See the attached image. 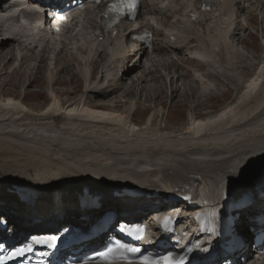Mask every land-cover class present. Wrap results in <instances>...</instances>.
<instances>
[{
    "label": "bare ground",
    "instance_id": "6f19581e",
    "mask_svg": "<svg viewBox=\"0 0 264 264\" xmlns=\"http://www.w3.org/2000/svg\"><path fill=\"white\" fill-rule=\"evenodd\" d=\"M25 1L0 0V76L3 70L8 67L6 62L8 56L9 60L14 59L13 44L21 40L20 46L26 53L21 52L19 57L15 56L16 59L19 58L21 66H24V62L31 58L37 61L38 69L41 67L45 69L53 63L56 65L55 68L58 67V74H67L74 69V66L81 67L82 63L87 66L91 61L92 71L86 79L85 91L90 92L91 94L87 93L88 96L93 100L97 99V102L90 101L89 97L78 104L67 102L68 106L65 110L68 111V114L66 115L62 111L63 104L58 101L59 95L55 93L51 104L42 113H36L32 108L24 109L22 107L24 99L22 101L16 100V98L0 101V185L2 186L0 189V214L3 213L4 217H7L15 226V229L32 233V231L39 232L45 228L55 230L68 224H76L78 227L86 229L95 223L99 218L97 217L99 211L103 208H106L104 212L114 210L118 212V217L125 215L127 220L134 221L127 222L128 224H137L140 223L138 218L148 212L150 213L144 220L164 211L167 207L162 205L160 208L156 202L167 196L174 187L194 185L197 176L212 179L217 185L223 181H230L232 188L239 191L242 187L249 185L255 176L264 173V90L262 92L258 90L252 96V92L255 91L256 85L264 75L263 63L255 70L251 80L246 81L242 87H238L236 79L226 73L218 72L219 66L209 58L207 67L210 71L206 76L218 82L223 78L227 83L234 84L239 92L238 102H235L234 106L228 105L219 115L211 116L212 113H210L209 116L203 118L204 120H201L200 116L197 118L198 116L194 114L187 127L173 133L174 135L165 133L166 126H161L158 123L160 118H154L149 122V125L139 128L135 125L136 123L133 124L134 111L124 112L121 115L116 114L113 111L114 109L118 111V109L110 108L107 103L112 100H129L135 95L136 89H139V101L142 100L141 94L145 89L146 81L136 80L134 84H131L129 90L124 82L130 79L129 74L134 68H138L139 62L144 55L149 53V49L144 45L137 44L135 50L126 52L124 49V51L118 52V50L112 51L111 47L113 44L118 47L120 43H131V38L136 34V30L146 28L155 31L153 53H180L183 45L191 44L186 43V37L183 38L188 32L187 26L191 22L174 9L178 3L171 4L164 10L155 7V5H146L145 7V14L148 16L163 14L161 23L164 25L168 20L167 32L155 30L153 25L148 22L138 23L137 21L135 24L129 25L134 29L130 30L127 35L124 33L121 36L122 29H118V37L115 40L104 39L101 42L100 38L94 34L97 47L93 48L89 45L93 48L91 52H89V46L85 48L78 45L72 52L70 44L55 48L44 45L46 36L38 28L42 19L30 7L34 2L40 0ZM241 1L225 0L220 4L219 11L212 16L209 15L205 24L199 23L204 15H201L195 22L203 28L214 20L213 25L216 26L217 31L226 35L230 26L226 25V19H223L219 13L222 11L226 15L236 14L231 7H237L238 13L242 12L244 8L240 7ZM3 3H8V6L4 7ZM24 5L29 6L27 9L33 22L30 28L21 26L15 17L16 11H12ZM170 9L174 10L172 14ZM98 15V7L87 12L83 19L82 29L95 31ZM48 23L49 20H46V24ZM177 24L178 26H176ZM181 25L183 28H180ZM232 34L234 35V32ZM104 37L102 35V38ZM173 37L175 42L172 41ZM157 38H161V40H157ZM193 39L201 44L198 45V48L205 47V44L214 55V49L218 46L217 41L220 40V37L217 41L208 40V38L205 40L199 36ZM10 43L11 45H9ZM53 45L56 46L55 44L51 46ZM32 48H40L41 55L32 57ZM229 50L233 54V48ZM30 52L31 55H28ZM109 52L113 53L109 56ZM104 53L108 57L102 59ZM83 55L88 58L85 59L87 61L78 59V56ZM91 57L92 59L89 60ZM193 57L204 63L207 61L206 54L203 52L193 55ZM100 58L102 60L98 61ZM134 59H137V62L131 67V62ZM193 61L180 60L178 63H173V66H177L180 70L179 66H185ZM102 62L105 74L109 78L103 82L102 80L96 82L95 78L93 81L92 77L93 75L95 77ZM22 70L17 71V75H23ZM149 74H153V72L149 71ZM54 82L58 81H53V84H56ZM18 84L23 85L24 82ZM200 86L203 87V84ZM164 87L161 85L159 93L150 95L153 98L157 96L151 101L157 102L156 104L160 108L164 105L162 98L164 91H161V89L164 90ZM170 89L172 100L179 101L181 96L178 89L173 86H170ZM191 92V94L186 93L185 98L189 97L191 101L193 99L197 102L194 108H199L203 97L195 95L194 89H191ZM206 98H212V95ZM98 100L101 102L99 103ZM238 103L239 105L236 106ZM5 105L9 108L3 109ZM235 106L240 109L235 110ZM17 109H21L24 113L17 112ZM223 118L226 120L224 121ZM26 120H30V123L25 122ZM195 120H200V122ZM82 126L85 127L81 128ZM143 128H146L147 131ZM133 137L135 138L132 139ZM24 143L40 146L41 150L29 148ZM86 168H97V172L87 173ZM88 184L89 186L93 185V188L98 185L99 188L96 190L98 192H94V194L99 193V198L86 201L82 206L80 203L77 206L78 188L83 189ZM26 187L35 188L37 191ZM134 187H140L144 195L118 194V197H112L117 193L124 192L125 188L133 189ZM7 193H11L15 197H11ZM5 196L7 198H4ZM14 202H17L16 208L11 212L9 208H13L12 203ZM179 207L168 209H178ZM151 208H157V211L151 212ZM188 211L198 212L192 209ZM15 214H18V217H14ZM233 216L237 219V232L246 240L248 228L264 229V198H254L252 206L235 211ZM120 222L126 221L121 220ZM93 244L94 242H91L88 246ZM242 252L244 253L242 257L248 258L245 264H256L259 260L254 263L249 261L254 250L251 252L243 249Z\"/></svg>",
    "mask_w": 264,
    "mask_h": 264
},
{
    "label": "rangeland",
    "instance_id": "374dc122",
    "mask_svg": "<svg viewBox=\"0 0 264 264\" xmlns=\"http://www.w3.org/2000/svg\"><path fill=\"white\" fill-rule=\"evenodd\" d=\"M183 2L188 3L189 0H183ZM240 7L244 8L242 12L238 13L237 7H231L232 9H234V12H236V14L226 15L225 17L222 16L223 19H226L227 25L230 26V29L227 30L228 34H220L217 31L216 27L213 26V24H207V26L205 25L203 28L196 24H190L187 26L188 32L187 34H185V36L187 38V43L191 44L185 46L180 53L158 54L151 52L147 55H144L139 62L138 68H134L129 74L130 79L124 82L126 88L129 90L131 84H134L136 80H145V89L141 94L142 100L139 101V89H136L134 93L135 95L133 97H130L129 100L109 101L107 104L110 106V108L118 109V112H116L115 109L113 112L121 115L124 112L128 113L134 111L135 116L133 124L136 123L135 125L139 126V128L143 125H149V122L154 118H160L158 120V123L161 124V126H166L165 133L172 135L173 133L182 131L184 128H186L189 120L192 116H194V114L198 116L197 118H199L200 116L201 120H204L203 118L209 116L210 113H212L210 114L211 116H216L219 115L223 110H225L224 108H226L228 105L234 106V103L238 102L237 98L239 97V92L236 89L235 85L227 83V81H225L223 78H221L220 82L216 81L215 79L208 78L206 74H208L210 69L204 62H201L197 58H194L193 55H196L198 53L201 54L202 52L206 54L207 60H209V58L213 59L216 62L217 66L221 68V72L226 73V75L236 79V84L238 87H242L246 81L252 79V75H254V73L256 72L255 70L259 68L258 66H261L262 63L264 65V0H242L240 3ZM143 16L144 17L140 21L150 23V25H153L155 30L164 31V27H167V25H169L168 20H166V23L164 25L163 23H161V18L163 15ZM121 31L122 36L124 34V29H122ZM231 32H234V35ZM94 34H96L95 31L87 30H82L78 33V35L67 34L66 38L62 39L63 42L61 43V45L57 46H65L67 44H70L69 47L73 48L74 50L76 49L77 45L80 47L84 46L85 48L89 45L93 46L92 44H94V42L92 41L95 40ZM196 36H199V38L201 37L205 40H207L208 38V40L213 39L216 41L220 37V40L217 41L218 52L212 55L213 53H210V50H208V47H206L205 44V47L198 48V45L200 43L193 39ZM157 40H161V38H157ZM21 42L22 41L19 40L13 44L12 53L14 54V59L9 60L8 58L10 57L8 56L6 60V62L8 63V67L3 70V73L0 76V101L3 102L7 99L14 100L15 98L16 100L22 101V99H24V103L22 105L24 109L32 108V110H34L36 113H42L51 104V99L53 98V96L55 94H58V101H61V104H63L64 106V109L62 111L67 115L68 111L65 110L68 106L67 102H74L78 104L81 101H84L86 97H89L88 99L90 101L93 100L90 96H88V94L91 93L85 91L86 79L88 78V76H90V71H92L91 61L88 63V67L84 65V63H82L83 65L81 67L74 66V69L72 68L73 70H71V72L67 74H58V67L55 68L56 65H54L53 63L49 64L45 69H42V67L38 69L36 66L37 61L31 58L24 62V66H21L19 58L16 59L15 57H19V54L21 52L26 53V51L22 50L23 47L20 46ZM9 45H11V43ZM53 47L54 45L49 46V48ZM9 48H11V46H9ZM134 48H136V46L124 45L123 43L118 47L117 45L115 47L114 44L111 47L112 51L118 50V52L124 51V49L126 52H128L129 50H132ZM230 48H233V54L230 53ZM91 51L92 50H89V52ZM112 53L113 52H111V54ZM28 55H31V52ZM32 55V57L41 55V51L38 48H32ZM108 55L110 56V53ZM105 57H108L106 53L102 55V59ZM78 59L87 61L85 59L88 58H85V56L83 55L78 56ZM91 59L92 57L89 60ZM102 59L100 58L98 61H101ZM180 60H194L196 62L193 61L192 63L186 64L185 66H179V70L177 66H173V63H178ZM136 62L137 59L132 60L131 67L133 66V64H136ZM19 64L21 68H19L20 66L18 67ZM20 70H22L23 75H17V71ZM149 71L153 72V74H149ZM155 71L157 72L154 73ZM82 75L86 77L83 78ZM94 78L96 79V82L101 80L102 82L107 81L106 79L109 78L108 75L105 74L103 62L101 63V67L98 72L95 73V77L93 75V81ZM54 80L58 82H54L56 84H53ZM21 82H24V84H18ZM200 84H203V87H201ZM161 85L165 86L164 90L161 89V91H164L162 97L164 105L162 106V108H160V106H157V102L151 101V99H155L157 96L155 98L150 96L159 93ZM170 86L178 89L179 95L181 96L179 101L175 102L172 100L170 94ZM262 88H264V75L263 77H261L260 82H258V84L256 85L255 90L256 92H258V90L262 92L264 90ZM191 89L195 90V95H197L198 97H203L201 98L202 103H199V108H194L197 102H195L193 99L191 101L189 97L185 98L186 93H192ZM210 95H212V98H206ZM177 97L179 98V96ZM93 101L97 102V99ZM98 102L100 103L101 101L98 100ZM237 105H239V103L236 104V106ZM236 106L234 107L235 110H239L240 108H237ZM3 107V109L9 108V106L6 105ZM20 111L22 110L20 109ZM109 112H112V110H109ZM195 121L200 122V120ZM25 122L30 123V120H26ZM83 127L85 126H82L81 128ZM143 129L147 131L146 128ZM138 131L140 130L138 129ZM134 138L135 137H133L132 139ZM24 144L29 148H33L37 151L41 150V147L37 145L35 146V144ZM33 146H35L36 148ZM86 169L87 173L97 172V168ZM92 186L93 185L89 187L84 186L83 189L79 187V199L84 194H89L88 196L99 195V193L94 194V192H98L96 191L99 188L98 185L95 188H93ZM7 194L11 197H15L14 195H11V193ZM4 198L7 197L5 196ZM16 203L17 202L12 203L13 208H9L11 212H13L12 210H15ZM78 204L79 202L77 203V206ZM0 215L1 217L4 216L3 213ZM255 259L256 256H252V258H250V262H253ZM259 259L262 260V257H259Z\"/></svg>",
    "mask_w": 264,
    "mask_h": 264
},
{
    "label": "snow or ice",
    "instance_id": "6c2138e0",
    "mask_svg": "<svg viewBox=\"0 0 264 264\" xmlns=\"http://www.w3.org/2000/svg\"><path fill=\"white\" fill-rule=\"evenodd\" d=\"M99 2V0H97ZM137 7V0H122L120 4H114L109 9L110 11L118 12L120 15L124 14V10H128L129 12H134ZM121 231H125V229H121ZM130 233H139L141 236L143 235V228H133L128 230ZM55 238H51L50 241H42V240H36L34 242L36 243H48L49 247L54 246ZM0 247H3V245H0ZM25 251H31L30 246L21 247L18 248L12 252H10L8 255L0 257V262H6L9 260H12L16 257H21L24 255ZM127 252H138L139 249L137 248H131V249H125L122 244L117 243L115 246L107 247L103 251H99L95 253V256L93 258H99L102 261V264H119L120 261H125L126 264H132V261L129 260L128 256L126 255ZM139 264H159L158 261L154 260H148L141 258ZM163 264H183V260H173L170 256H164L163 257Z\"/></svg>",
    "mask_w": 264,
    "mask_h": 264
}]
</instances>
